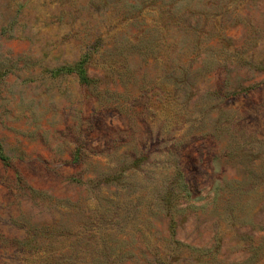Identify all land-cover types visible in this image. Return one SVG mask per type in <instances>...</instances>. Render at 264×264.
<instances>
[{"label":"rangeland","instance_id":"374dc122","mask_svg":"<svg viewBox=\"0 0 264 264\" xmlns=\"http://www.w3.org/2000/svg\"><path fill=\"white\" fill-rule=\"evenodd\" d=\"M0 264H264V0H0Z\"/></svg>","mask_w":264,"mask_h":264},{"label":"trees","instance_id":"16d2710c","mask_svg":"<svg viewBox=\"0 0 264 264\" xmlns=\"http://www.w3.org/2000/svg\"><path fill=\"white\" fill-rule=\"evenodd\" d=\"M78 68V67H77ZM80 68V67H79ZM79 73L81 74L82 73V71H81V69H79ZM81 76V75H80Z\"/></svg>","mask_w":264,"mask_h":264}]
</instances>
